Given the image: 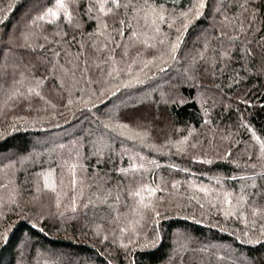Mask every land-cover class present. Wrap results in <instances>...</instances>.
<instances>
[{
    "label": "trees",
    "instance_id": "16d2710c",
    "mask_svg": "<svg viewBox=\"0 0 264 264\" xmlns=\"http://www.w3.org/2000/svg\"><path fill=\"white\" fill-rule=\"evenodd\" d=\"M65 2L71 23L63 12L33 23L55 0H0V232L13 225L0 264H264V239L246 242L264 225L255 139L264 140V0H205L175 59L179 13L196 0ZM150 5L165 11L159 32ZM156 77L161 98L116 107L112 118L146 109L169 125L150 120L141 141L114 134L97 147L111 102ZM38 81L40 96L29 94ZM71 123L82 127L28 158L38 139ZM163 129L168 137L155 142ZM141 185L161 189L152 198L160 217L140 215L130 193ZM225 192L233 204L248 197L247 223L224 214ZM46 197L54 203L35 212Z\"/></svg>",
    "mask_w": 264,
    "mask_h": 264
},
{
    "label": "snow or ice",
    "instance_id": "6c2138e0",
    "mask_svg": "<svg viewBox=\"0 0 264 264\" xmlns=\"http://www.w3.org/2000/svg\"><path fill=\"white\" fill-rule=\"evenodd\" d=\"M112 3L115 5V7L119 8L121 5L119 3V0H112ZM151 11H152V23L156 24V31L159 32V25L156 23L157 21L160 22H165L166 21V14L164 9L161 7L159 10L157 9V6L155 5H150ZM206 7V2L205 0H196L195 3L186 11H182L179 13V16L183 18L184 23L182 24L181 28L177 29L178 35L175 39V41H172L170 43V48L169 52L171 53V59L176 58V52L180 48V44L183 39V31H186L188 26L193 23L194 20L200 18L203 14V10ZM91 10V6H89V11ZM104 10L103 4H101V11ZM110 12L111 9H108ZM63 12L64 19H66L69 23H71L72 20V15L68 9V4L65 2V0H55V7L54 8H48L46 9L43 13H41L38 17H36L33 20V23H35L36 20H44L46 17H49L50 19L48 20L49 23L54 22L55 19H57L60 16V13ZM254 18V17H253ZM175 18H173L174 21ZM125 22L123 20L120 21V24L123 25ZM104 27H107V25H103ZM171 26V25H170ZM241 30L243 29V26H241ZM123 35V32L120 33ZM135 35V33H133ZM24 39L27 41L28 36L25 35ZM40 47H43V45H39ZM207 42H205V51L207 49ZM250 51V50H249ZM125 54H127L125 52ZM201 58H203V52L200 54ZM129 71H131V65H129ZM40 81H38L36 87H29L28 93L32 94L35 93L36 96H40V92L38 90ZM136 83H143V81L137 79ZM23 95L22 93L14 92L13 95ZM43 98V97H41ZM14 127V126H13ZM107 127V125H106ZM121 127H127V125H122ZM130 138H135V137H130ZM257 141L260 143V151L261 154H264V140H260V138L257 136L255 137ZM210 162V161H209ZM133 167H136L133 165ZM139 167H143V165H139ZM73 169V174L75 172V165L72 166ZM45 187H53V185L45 184ZM161 189L159 186H151V185H141L137 190L134 192L130 193L131 195L138 197V206L139 209L141 210L140 215H143L144 211H151L154 213L155 217H160L161 213L157 211V206L155 203V200L152 199L155 197V194L160 191ZM206 191V189H204ZM147 193L149 199L145 200L144 195L142 193ZM248 197L245 195H240V197L236 200L235 204H233V195L230 192H225L224 193V203L228 205V211H226L224 214L226 216H236L239 214V216L244 217V222L247 223V218L246 214L243 211V207L245 202L247 201ZM253 215H256L260 210L258 208H253ZM154 223H158V221L154 220ZM13 225L8 224L6 227H4L3 231L0 232V240L6 241L10 231L12 230ZM128 229H123L122 231H127ZM42 231V229H41ZM132 231L135 232V227H132ZM244 235L246 237L249 236L248 232H245ZM239 239V237H237ZM261 239H264V225L261 226V237H249L248 240L246 241L249 244H259L261 242ZM129 244L132 243L130 240L128 242ZM123 247H127L128 245H122ZM143 247V246H142ZM111 264V262H109Z\"/></svg>",
    "mask_w": 264,
    "mask_h": 264
},
{
    "label": "rangeland",
    "instance_id": "374dc122",
    "mask_svg": "<svg viewBox=\"0 0 264 264\" xmlns=\"http://www.w3.org/2000/svg\"><path fill=\"white\" fill-rule=\"evenodd\" d=\"M30 59L32 60L31 57H30ZM18 60L22 63L29 62V61H27V57H25V56H22V58L18 59ZM18 74H19L18 72L16 74H13V73L9 74V76H7L5 86L9 87L11 85V83L16 81ZM162 82H164L162 77L161 78H159V77L153 78L149 81V84L146 87L136 89V90H129V92L125 93L124 96L119 97V98L115 99L113 102H111L112 104L109 106V110H108L111 118H110V120L104 119L101 121V126H102L101 128L102 129L98 130L97 135L95 137V143H96L97 147L102 148L103 146H105L104 141H107L105 139L107 137L112 138L111 136H113L114 134H117V135L122 134V135H125L127 137L134 136V137H137V139L139 141H141V138L143 137V133L139 132V131H144L145 129H147L148 125H149L148 123L150 122V120H158V119L154 118L155 112H152V115H150L148 110L145 109L143 111V110L138 109L139 111H137V113L134 112L135 114L133 113V115L130 118L124 119L121 122L112 118V115L115 114V111H116L115 108L116 107L125 106V105L133 107V105L138 104L139 101H148V100L152 101V96L154 95V93H156V97L161 98L163 95H162L161 91H158V89H159L158 86ZM134 106H136V105H134ZM127 121L130 122V127H128V126L126 128L121 127L122 125H125V123ZM159 122H160V124H161L160 126L162 128L166 127V125L167 126L169 125L166 121H164V122L159 121ZM106 125H107V127H106ZM81 127H82L81 124L71 123V124H67L61 128L54 130V132L52 131L48 136L41 137L34 144L35 147L30 152V155L28 156V158H34L40 152L44 153V152L51 151V149H53L54 145L56 143H58L60 138L71 137ZM168 135H169L168 131H166V129H163L161 131V134L156 135L155 142L160 143L162 140H164L166 137H168ZM3 161H4V158H2L0 160V164L3 163ZM49 199H50L49 197L43 198L37 205L35 204V206L33 207L35 212H38L41 205L44 204L45 202L51 203V204L54 203L52 201H55V200H53V199L49 200ZM39 215H41V214L39 213ZM108 234L110 235L111 233L109 231H107V235ZM124 238H126L125 235H124Z\"/></svg>",
    "mask_w": 264,
    "mask_h": 264
}]
</instances>
